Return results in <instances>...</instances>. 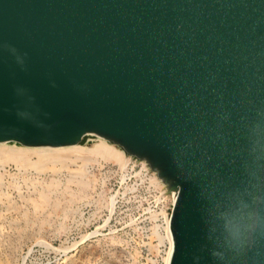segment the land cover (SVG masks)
<instances>
[{"label":"water","instance_id":"water-1","mask_svg":"<svg viewBox=\"0 0 264 264\" xmlns=\"http://www.w3.org/2000/svg\"><path fill=\"white\" fill-rule=\"evenodd\" d=\"M0 146L108 147L167 264H264V0H0Z\"/></svg>","mask_w":264,"mask_h":264},{"label":"rangeland","instance_id":"rangeland-1","mask_svg":"<svg viewBox=\"0 0 264 264\" xmlns=\"http://www.w3.org/2000/svg\"><path fill=\"white\" fill-rule=\"evenodd\" d=\"M25 151L34 161V152L42 150ZM50 151L65 154L62 149ZM95 162L84 165L75 155H62L44 160L45 165L36 169L23 162L0 161V264H159L161 237L134 227L115 234L103 195L95 202V222L86 219L92 210L85 208L97 183L90 171ZM84 166L90 188L86 197L70 200L68 195L77 191L70 176ZM51 179L55 186L48 203L36 206L38 190Z\"/></svg>","mask_w":264,"mask_h":264},{"label":"built area","instance_id":"built-area-1","mask_svg":"<svg viewBox=\"0 0 264 264\" xmlns=\"http://www.w3.org/2000/svg\"><path fill=\"white\" fill-rule=\"evenodd\" d=\"M90 171L93 176H97V183L85 208L92 210L86 219L95 222V202L103 195L104 206L112 220L114 233H126L134 227L141 233L159 235V264H167L170 248V241L164 237H168L167 205L159 199L150 177L140 166H122L101 159L90 166Z\"/></svg>","mask_w":264,"mask_h":264},{"label":"bare ground","instance_id":"bare-ground-1","mask_svg":"<svg viewBox=\"0 0 264 264\" xmlns=\"http://www.w3.org/2000/svg\"><path fill=\"white\" fill-rule=\"evenodd\" d=\"M65 154H62L58 151H36L35 160L31 161L27 157V151L16 150V149H0V161H14V162H23L26 165H30L36 169H40L44 164V160H58L63 157L75 155V157L82 160L84 165H90L92 162L98 161L97 159L104 160L106 162H115L119 165L124 166V159L118 153L112 149L105 146H98L94 149L85 150L80 147H72V149H62ZM66 155V156H65ZM83 169L78 174H73L70 176V182L75 184L77 191L70 193L68 196L70 200H76L78 198L86 197V192L90 188V180L88 179L87 171ZM43 189L38 190L39 201L34 203L36 206L40 204H46L49 201V196L51 191L54 188V180L51 179L48 183L43 184ZM168 239V237H167ZM169 242V239H168ZM166 261V258H165Z\"/></svg>","mask_w":264,"mask_h":264}]
</instances>
